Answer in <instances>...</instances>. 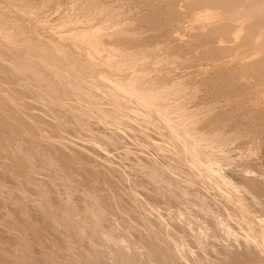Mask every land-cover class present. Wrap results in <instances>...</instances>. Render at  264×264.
<instances>
[{
  "label": "rangeland",
  "instance_id": "1",
  "mask_svg": "<svg viewBox=\"0 0 264 264\" xmlns=\"http://www.w3.org/2000/svg\"><path fill=\"white\" fill-rule=\"evenodd\" d=\"M263 86L264 0H0V258L264 264Z\"/></svg>",
  "mask_w": 264,
  "mask_h": 264
},
{
  "label": "bare ground",
  "instance_id": "2",
  "mask_svg": "<svg viewBox=\"0 0 264 264\" xmlns=\"http://www.w3.org/2000/svg\"><path fill=\"white\" fill-rule=\"evenodd\" d=\"M197 1H198V0H197ZM187 5H188V4H187ZM207 5H208V4H207ZM188 6H189V5H188ZM193 7H194V6H193ZM210 7H211V6H210ZM199 8H200V7H199ZM176 9H177V8H176ZM190 10H191V9H189V11H190ZM198 10H199V9H198ZM177 11H178V10H177ZM179 12H180V11H179ZM198 14H199V13H198ZM209 14H212V13H209ZM179 15H180V14H179ZM208 17H209V16H208ZM208 17H207V18H208ZM200 18H201V17H200ZM209 18H210V17H209ZM174 20H175V19H174ZM218 20H219V19H218ZM219 23H220V22H219ZM207 24H208V23H207ZM203 30H204V29H203ZM217 30H218V29H217ZM220 30H221V29H220ZM225 30H226V29H225ZM236 30H237V29H236ZM208 31H209V30H208ZM206 32H207V31H206ZM210 33H211V32H210ZM229 34H230V33H229ZM240 34H241V33H240ZM226 35H227V34H226ZM212 37H213V36H212ZM210 38H211V37H210ZM249 38H250V37H249ZM205 39H206V38H205ZM251 39H252V38H251ZM251 39H249V40H251ZM228 40H229V38H228ZM239 40H240V39H239ZM242 40H243V39H242ZM247 40H248V39H247ZM245 41H246V40H245ZM142 42H143V41H142ZM249 42H250V41H249ZM242 43H243V42H242ZM240 45H241V44H240ZM133 49H134V48H133ZM222 50H223V49H222ZM228 50H229V49H228ZM229 51H230V50H229ZM216 52H217V51H216ZM200 53H201V52H200ZM201 54H202V53H201ZM234 54H235V53H234ZM224 56H225V55H224ZM249 60H250V59H249ZM240 61H241V60H240ZM245 61H246V60H245ZM243 62H244V61H243ZM243 62H242V63H243ZM245 63H246V62H245ZM194 67H195V66H194ZM187 69H188V68H187ZM235 71H236V70H235ZM5 73H6V72H5ZM244 73H245V72H244ZM229 74H230V73H229ZM255 76H256V75H255ZM225 78H226V77H225ZM244 80H245V79H244ZM209 82H210V81H209ZM236 85H237V84H236ZM244 86H245V85H244ZM263 87H264V86H263ZM238 90H239V89H238ZM216 93H217V92H216ZM206 99H207V98H206ZM149 103H150V102H149ZM225 113H226V112H225ZM253 113H254V112H253ZM32 117H33V116H32ZM216 119H217V118H216ZM213 120H214V118H213ZM213 120H212V121H213ZM219 120H221V119H218V121H219ZM241 121H242V120H241ZM213 123H214V122H213ZM9 124H10V123H9ZM209 124H210V123H209ZM27 126H28V125H27ZM204 126H205V125H204ZM207 126H208V125H207ZM211 126H212V124H211ZM237 126H238V125H237ZM202 127H203V126H202ZM207 128H208V127H207ZM27 129H28V128H27ZM199 129H200V128H199ZM200 130H201V129H200ZM237 130H238V129H237ZM199 132H200V131H199ZM31 139H32V138H31ZM213 143H215V142H213ZM53 144H54V143H53ZM262 147H263V146H262ZM94 150H95V149H94ZM99 151H100V150H99ZM212 155H213V154H212ZM61 156H62V155H61ZM236 156H237V155H236ZM92 159H93V158H92ZM66 163H67V162H66ZM67 164H68V163H67ZM70 165H71V164H70ZM250 182H251V181H250ZM233 183H234V182H233ZM241 184H242V183H241ZM246 184H247V183H246ZM246 184H245V186H248V185H246ZM238 186H239V185H238ZM240 188H241V187H240ZM242 188H243V187H242ZM244 190H245V189H244ZM249 193H250V192H249ZM252 193H253V192H252ZM249 195H250V194H249ZM257 196H258V195H257ZM250 198H251V196H250ZM253 198H255L254 195H253ZM257 198H259V197H257ZM261 198H262V197H261ZM245 199H246V198H245ZM251 200H252V199H251ZM261 200H262V199H261ZM191 201H192V200H191ZM258 203H259V202H258ZM262 203H263V202H262ZM21 205H22V204H21ZM24 205H26V204H24ZM29 205H30V204H29ZM32 206H33V205H32ZM30 207H31V206H30ZM254 207H255V206H254ZM33 208H34V207H33ZM31 209H32V208H31ZM31 209H29V210H31ZM37 209H38V208H37ZM20 210H21V209H20ZM25 210H26V209H25ZM27 210H28V209H27ZM29 210H28V211H29ZM35 210H36V209H35ZM31 211H33V210H31ZM38 211H39V210H38ZM22 212H23V211H22ZM33 212L35 213V211H33ZM39 212H40V211H39ZM39 212H38V213H39ZM256 212H257V211H256ZM34 213H33V214H34ZM38 213H37V214H38ZM43 213H44V211H43ZM37 214H36V215H37ZM31 215H32V214H31ZM31 215L29 214L28 216H31ZM45 215H46V214H45ZM22 216H23V215H22ZM37 216H38V215H37ZM19 217H20V216H19ZM43 217H44V216H43ZM16 218H18V217H16ZM33 218H34V217H33ZM33 218L30 217V218H28V220H29V219H33ZM36 218H37V217H36ZM39 218H40V215H39ZM16 220H17V219H16ZM16 220H14V222H16ZM34 220H35V219H33L32 222H33ZM37 220H39V219H37ZM19 221H20V219H19ZM23 221H24V220L22 219V222H23ZM150 221H151V220H150ZM20 222H21V221H20ZM25 222H26V221H24V223H25ZM29 222H31V220H30ZM34 222H35V221H34ZM27 223H28V222H27ZM27 223H26V225H30L29 223H28V224H27ZM157 224H158V223H157ZM30 226H31V225H30ZM30 226H29V227H30ZM198 226H199V225H198ZM221 226H222V225H221ZM255 226H256V225H255ZM26 227L28 228V226H26ZM32 227H34V226L32 225L31 228H29V229H32ZM36 227H37V226H36ZM36 227H35V228H36ZM156 227H158V226H156ZM199 228H200V227H199ZM234 228H235V227H234ZM29 229H28V230H29ZM158 229H159V228H158ZM50 230H51V229H50ZM212 230H214V229H212ZM32 231H33V229L30 230V232H32ZM0 232H1V231H0ZM3 232H5V231H3ZM35 232L37 233V231H35ZM35 232H34V233H35ZM39 232H41V231L39 230ZM39 232H38V234H39ZM159 232H160V231H159ZM162 232H163V231H162ZM41 233H42V232H41ZM41 233H40V234H41ZM212 233H214V232H212ZM5 234H8V233L5 232ZM28 234H29V233H28ZM53 234H55V233H53ZM2 235H3V234H2ZM8 235H9V234H8ZM42 235H45V234H42ZM212 235H213V234H212ZM34 236H35V234H34ZM39 236H40V235H39ZM39 236L37 235L38 240H39ZM55 236H56V234H55ZM181 236H182V235H181ZM3 237H4V236H3ZM56 237H57V236H56ZM213 237H214V236H213ZM1 238H2V237H1ZM35 238H36V236H35ZM41 238H42V240H43L44 237H41ZM41 238H40V239H41ZM45 238H46V237H45ZM158 238H159V237H158ZM171 238H172V237H171ZM2 240H3V238H2ZM5 240H6V238H5L3 241H5ZM44 240H45V239H44ZM44 240H43V241H44ZM46 240H48V238H46ZM57 240H58V239H57ZM60 240H61V239H60ZM0 241H1V239H0ZM3 241H1V244L4 243ZM7 241H9V239H8ZM10 241H11V240H10ZM35 241H37V240H35ZM40 241H41V240H40ZM40 241H39V243H40ZM50 241H51V240H50ZM58 241H59V240H58ZM204 241H205V240H204ZM210 241H211V240H210ZM2 242H3V243H2ZM41 242H42V241H41ZM44 242H47V241H44ZM54 242H56V240H55ZM11 243H12V242H11ZM37 243H38V242H37ZM48 243H51V242H48ZM48 243H47V244H48ZM9 244H10V243H9ZM63 244H64V243H63ZM207 244H208V243H207ZM4 245H5V244H4ZM4 245H3V246H4ZM7 245H8V244H7ZM10 245H11V244H10ZM39 245H40V244H39ZM41 245H42V243H41ZM44 245H45V244H44ZM58 245H59V244H58ZM208 245H209V244H208ZM2 248H6V249H7L8 247H6V245H5V247H2ZM204 248H205V247H204ZM48 249H50V248H48ZM8 250H10V249H8ZM8 250H7V251H8ZM209 250H210V249H209ZM2 251H4V250L2 249ZM2 251H1V253H2L3 255H1V253H0L1 258H3L2 256H4V255H5V257H6V256H9V255L4 254ZM10 251H11V250H10ZM10 251H9V252H10ZM207 252H208V251H207ZM210 252H211V251H210ZM5 253H6V251H5ZM7 253H8V252H7ZM8 254H9V253H8ZM195 254H196V253H195ZM210 254H211V253H210ZM10 256L12 257V254H11ZM36 256H37V255H36ZM193 256H194V255H193ZM11 257H10V261H11V263H12ZM38 257H39V256H38ZM196 257H198V256H196ZM1 258H0V259H1ZM19 258H20V257H19ZM6 259H7V257H6ZM6 259H5V261L1 259L2 262H1L0 264H2L3 262H4L3 264H6V263L8 264V263H9V262H8L9 259H8L7 261H6ZM37 259H38V258H37ZM215 259H216V258H215ZM222 259H223V258H222ZM13 260H14V259H13ZM196 261H197V259H196ZM204 261H205V260H204ZM5 262H6V263H5ZM38 262H39V261H38ZM13 263H14V261H13ZM16 263H17V262H16ZM191 263H192V262H191ZM204 263H205V262H204ZM209 263H210V262H209ZM9 264H10V263H9ZM207 264H208V263H207Z\"/></svg>",
  "mask_w": 264,
  "mask_h": 264
}]
</instances>
